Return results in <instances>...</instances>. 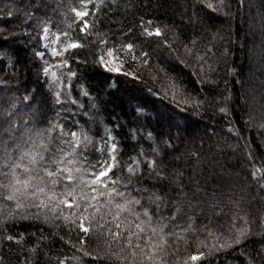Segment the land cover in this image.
Listing matches in <instances>:
<instances>
[{
  "label": "trees",
  "instance_id": "1",
  "mask_svg": "<svg viewBox=\"0 0 264 264\" xmlns=\"http://www.w3.org/2000/svg\"><path fill=\"white\" fill-rule=\"evenodd\" d=\"M128 44L136 74L106 69L104 48ZM38 133L53 150L79 141L85 168L114 156L105 182L167 225L168 244L149 261L156 249L110 241L103 196L86 235L77 188L81 206L55 214L0 199V264H264V0H0V140Z\"/></svg>",
  "mask_w": 264,
  "mask_h": 264
},
{
  "label": "snow or ice",
  "instance_id": "2",
  "mask_svg": "<svg viewBox=\"0 0 264 264\" xmlns=\"http://www.w3.org/2000/svg\"><path fill=\"white\" fill-rule=\"evenodd\" d=\"M73 11L76 17L81 20L89 15L86 3L83 11L76 9H73ZM148 23L150 24L151 21ZM88 27V21L83 20V27L80 30L84 32ZM145 31L149 36L161 35L159 28L154 31L145 29ZM56 41L59 42L60 38L56 37ZM79 46L78 43L72 42L64 50L67 51L68 47L76 48ZM124 47L131 51L133 45L128 44ZM113 51L109 49L107 55L112 57ZM53 54L60 55L61 53L53 49ZM100 61L102 64L104 63L103 55L100 57ZM47 71L45 69V72ZM53 76H55V73H53ZM11 130V128L7 129V131ZM71 136L75 138L76 133H71ZM10 139L13 140L14 144V147L11 148H9L7 142L0 140V199L6 198L9 201H17L16 206L19 208L22 207L19 198L24 197L25 199H31L33 206L48 208L55 214L59 205L68 208L74 206L79 208L81 206L80 203L76 202L77 188H80V199L86 201L84 213H87L89 207L94 209L91 218L83 213L77 218L79 219L78 227L83 233L90 234L92 221L97 219V213L100 211V207L93 204L92 201H96L98 197L103 196L107 197L106 204L112 214V220L105 223L115 224L114 228H106L110 241L118 242L123 239L126 246L132 249L131 255L133 257L137 256L136 250L143 253L145 245L150 249H156L155 252L146 253V259L149 261H154L159 251L167 246V236L169 234L164 233V228L167 225L153 224L152 216L147 209L141 213L135 211L132 207V205H140V199L126 197L125 192L116 187H109V183L105 182V178H108L112 185L118 183L117 180H112L108 175L115 166L114 156L110 158L112 163L108 161L98 162L95 165H90L89 168H85L82 166L81 161L77 159L76 150L80 147L79 141L74 143L62 141L53 150L48 143L40 142L43 140V133H38L37 139L29 137L24 140L23 145L17 142L14 137H10ZM84 139L87 140V137H84ZM61 144H70L71 150H66ZM113 150H115V145H113ZM128 171L131 173L134 172V169L129 168ZM85 175L92 178L85 179ZM64 181L67 183H63ZM58 187L62 189L60 192H57ZM85 188L89 189L92 195L85 192ZM5 191L8 193L6 197ZM58 197H63V199ZM68 197L72 198V202L69 201ZM116 197H120L121 200H117ZM113 208L115 209L114 212H112ZM60 211H63V209H60ZM125 213L126 216L123 215ZM128 217H133V219L130 220ZM65 219H69V217H65ZM86 220L88 221L87 226L85 225ZM72 222L76 223V220H72ZM100 227L103 228L104 225H100ZM158 234L159 241L156 240ZM170 234L174 235V233ZM236 242L239 243V240ZM191 259L196 260L198 257L192 256Z\"/></svg>",
  "mask_w": 264,
  "mask_h": 264
},
{
  "label": "rangeland",
  "instance_id": "3",
  "mask_svg": "<svg viewBox=\"0 0 264 264\" xmlns=\"http://www.w3.org/2000/svg\"><path fill=\"white\" fill-rule=\"evenodd\" d=\"M55 36L50 29H46L42 36L43 48L49 51L54 49ZM109 49L114 50L112 57L107 55ZM104 63L106 69H118L112 70L115 73H125L128 75H135L143 63L142 60L136 56L132 51H129L126 47L113 48L106 46L103 50ZM8 133V132H7ZM199 257L198 255H195Z\"/></svg>",
  "mask_w": 264,
  "mask_h": 264
}]
</instances>
